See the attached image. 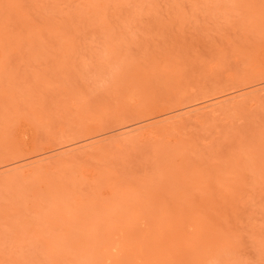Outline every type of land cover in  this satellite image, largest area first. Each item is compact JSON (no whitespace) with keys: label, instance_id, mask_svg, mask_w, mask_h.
<instances>
[{"label":"rangeland","instance_id":"rangeland-1","mask_svg":"<svg viewBox=\"0 0 264 264\" xmlns=\"http://www.w3.org/2000/svg\"><path fill=\"white\" fill-rule=\"evenodd\" d=\"M0 264H264V0H0Z\"/></svg>","mask_w":264,"mask_h":264},{"label":"bare ground","instance_id":"bare-ground-1","mask_svg":"<svg viewBox=\"0 0 264 264\" xmlns=\"http://www.w3.org/2000/svg\"><path fill=\"white\" fill-rule=\"evenodd\" d=\"M216 104H218V103H216ZM216 104H212V105H209V106H207V107H211L210 109H211V111H212V107H214L213 108V110L217 107V106H215ZM219 106V105H218ZM215 111V110H214ZM190 113V112H189ZM189 113H187V114H189ZM181 116V115H180ZM173 118V117H172ZM171 119V118H170ZM174 119V118H173ZM139 129V128H138ZM141 129V128H140ZM139 129V130H140ZM136 130V129H135ZM134 129L133 130H128V131H125V132H123V134H121V135H129V134H132V133H134V131H135ZM151 130V129H150ZM143 131V130H142ZM142 131H141V133H142ZM147 133V132H146ZM141 135H143V134H141ZM25 167H27V166H21V167H19V168H25ZM22 174V173H21ZM76 213H79L80 211H75ZM81 213V212H80ZM82 220V219H81ZM63 225H65V224H63ZM63 225L61 224V228H63ZM63 229H65V228H63ZM45 233L46 232H44V235H45ZM46 234H48V232L46 233ZM55 238H56V236H55ZM22 239V238H21ZM57 244H54V246L55 245H59V242H56ZM49 244H51V242L49 243ZM52 246H53V244H52ZM51 246V247H52ZM53 246V247H54ZM55 248V247H54ZM50 249V248H49ZM53 250V248L51 249V251ZM53 252H55V250L53 251Z\"/></svg>","mask_w":264,"mask_h":264}]
</instances>
